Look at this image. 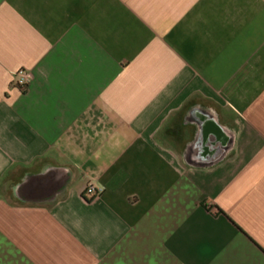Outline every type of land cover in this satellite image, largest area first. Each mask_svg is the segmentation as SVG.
Listing matches in <instances>:
<instances>
[{
	"label": "crops",
	"instance_id": "1",
	"mask_svg": "<svg viewBox=\"0 0 264 264\" xmlns=\"http://www.w3.org/2000/svg\"><path fill=\"white\" fill-rule=\"evenodd\" d=\"M0 264H264V0H0Z\"/></svg>",
	"mask_w": 264,
	"mask_h": 264
},
{
	"label": "built area",
	"instance_id": "2",
	"mask_svg": "<svg viewBox=\"0 0 264 264\" xmlns=\"http://www.w3.org/2000/svg\"><path fill=\"white\" fill-rule=\"evenodd\" d=\"M32 79V72L25 67L17 69L14 73V83L21 89H25L26 87H28ZM102 190V188H97L93 184H89L86 193L92 196H98L99 194H101Z\"/></svg>",
	"mask_w": 264,
	"mask_h": 264
}]
</instances>
